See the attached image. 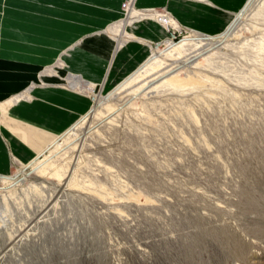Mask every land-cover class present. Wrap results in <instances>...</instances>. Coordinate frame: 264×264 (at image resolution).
<instances>
[{
  "label": "rangeland",
  "instance_id": "obj_1",
  "mask_svg": "<svg viewBox=\"0 0 264 264\" xmlns=\"http://www.w3.org/2000/svg\"><path fill=\"white\" fill-rule=\"evenodd\" d=\"M128 11L101 31L114 52L150 16L176 37L149 42V56L183 41L216 46L185 86L150 93L126 84L150 72L149 58L110 89L67 69L71 47L39 69L19 97L54 77L91 106L38 158L11 157L0 174V264H264V0L212 35L165 6L132 0ZM46 158L68 177L35 175Z\"/></svg>",
  "mask_w": 264,
  "mask_h": 264
},
{
  "label": "crops",
  "instance_id": "obj_2",
  "mask_svg": "<svg viewBox=\"0 0 264 264\" xmlns=\"http://www.w3.org/2000/svg\"><path fill=\"white\" fill-rule=\"evenodd\" d=\"M123 1L0 0V174L10 172L11 157L23 164L38 158L55 135L68 131L90 109L86 96L58 85L54 77L45 78L49 85L31 88L28 98L19 97L42 66L71 47L63 56L67 69L110 89L149 58V42L169 36L150 16L129 26L135 38L114 52L113 41L101 31L121 17ZM246 1L136 0V5L165 6L180 24L212 35Z\"/></svg>",
  "mask_w": 264,
  "mask_h": 264
},
{
  "label": "bare ground",
  "instance_id": "obj_3",
  "mask_svg": "<svg viewBox=\"0 0 264 264\" xmlns=\"http://www.w3.org/2000/svg\"><path fill=\"white\" fill-rule=\"evenodd\" d=\"M133 13L135 14V12H133ZM139 19H141L140 16L135 20L127 19L125 21V23H127L125 26V32L127 31L126 27L128 26V24H130L132 21H136ZM121 22H119V25ZM194 43L195 44H193V43L191 44V42L183 41L182 43H180L176 46L174 45V46H172V48H170L168 51H166V53L164 52V54L161 56V58H158L153 53L154 52L153 51L151 53L152 55L149 56V59L147 60L149 62L148 63V66H149L148 70H150V72H146L147 75L142 72L145 75L140 76V74H139L136 77H133L132 79L129 78L130 80L128 79L126 84L131 85L132 83L134 84L135 81L139 80L138 82L140 84L136 87L135 90L142 88L145 91H147L145 93L154 92L158 88H160L162 86H167V85H170L174 88H180V87L185 86L188 83V80L191 79V77L188 76V74L191 72V70L194 68H197L201 65V61L198 60V58H200L202 55H205L207 52L209 53L216 46V44H214V43L213 44L202 43V42H194ZM190 45L192 46V48L190 47L191 51H189L190 49L187 50L188 49L187 48L186 49L187 51L183 52L184 47L190 46ZM146 67L147 66H145V68ZM150 67L152 68V70ZM141 68H142V66H141ZM145 68H143V69H145ZM179 69L180 70L184 69V71H187V74L185 73L186 75L184 77H181L178 74ZM142 71H145V70H142ZM4 105H6V104H4ZM3 108L5 111L6 110L5 107L2 106V109ZM7 111H8V109H7ZM49 159L50 158H46L45 160L40 162V166H43V167H42V169L38 170L35 175H38V174H39V176L40 175H48L50 177H55L59 180H62L66 175L67 169L57 167V166L54 167L53 163H51V162L49 163V161H50ZM51 167H53V168H51ZM66 176L68 177V175H66ZM70 180L71 179L69 178V181H67L66 183L70 184ZM49 204H50V201H48V203L44 204V207L42 208V212L49 206Z\"/></svg>",
  "mask_w": 264,
  "mask_h": 264
},
{
  "label": "built area",
  "instance_id": "obj_4",
  "mask_svg": "<svg viewBox=\"0 0 264 264\" xmlns=\"http://www.w3.org/2000/svg\"><path fill=\"white\" fill-rule=\"evenodd\" d=\"M132 0H125L122 2V10L123 13H125V15L127 17H130V14L132 13L131 11H128L130 9V3ZM176 37V35L174 33L171 32L170 36L166 39L167 42H173V39Z\"/></svg>",
  "mask_w": 264,
  "mask_h": 264
}]
</instances>
